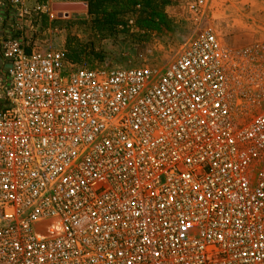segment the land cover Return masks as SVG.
I'll return each mask as SVG.
<instances>
[{"label": "built area", "instance_id": "1", "mask_svg": "<svg viewBox=\"0 0 264 264\" xmlns=\"http://www.w3.org/2000/svg\"><path fill=\"white\" fill-rule=\"evenodd\" d=\"M29 1L0 0V264H264V56L78 65Z\"/></svg>", "mask_w": 264, "mask_h": 264}, {"label": "rangeland", "instance_id": "2", "mask_svg": "<svg viewBox=\"0 0 264 264\" xmlns=\"http://www.w3.org/2000/svg\"><path fill=\"white\" fill-rule=\"evenodd\" d=\"M84 0H30L31 41L37 49H64L66 40L80 42L87 52L93 49L101 61L91 64L107 67L145 66L161 70L189 40L211 30L231 50L259 51L264 56V0H209L205 7L191 8L193 0H171L164 7L166 27L144 37L116 33L100 39L89 27L86 11L67 14L51 10L53 3ZM44 9H38L40 5ZM44 15V16H43ZM46 21L43 22V17ZM36 21L37 24L34 21ZM85 21L86 23H83ZM130 24V23H129ZM94 55V54H93ZM89 58H94L90 53Z\"/></svg>", "mask_w": 264, "mask_h": 264}, {"label": "trees", "instance_id": "3", "mask_svg": "<svg viewBox=\"0 0 264 264\" xmlns=\"http://www.w3.org/2000/svg\"><path fill=\"white\" fill-rule=\"evenodd\" d=\"M87 4V22L90 29L100 38H109L116 33H131L134 37H144L150 32L161 33L166 27L164 7L171 0H84ZM44 16V15H43ZM42 16V17H43ZM35 19V18H34ZM38 19L34 21L37 24ZM43 22L46 18L43 17ZM129 21H132L129 24ZM83 23H86L83 21ZM80 42L66 40L65 53L67 59L74 64H91L88 60L101 61V57L93 49ZM94 58H89L87 54ZM94 54V55H93ZM94 65V64H91Z\"/></svg>", "mask_w": 264, "mask_h": 264}, {"label": "water", "instance_id": "4", "mask_svg": "<svg viewBox=\"0 0 264 264\" xmlns=\"http://www.w3.org/2000/svg\"><path fill=\"white\" fill-rule=\"evenodd\" d=\"M51 10L65 14L71 11H87V4L84 2H59L53 3Z\"/></svg>", "mask_w": 264, "mask_h": 264}]
</instances>
